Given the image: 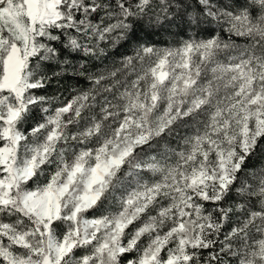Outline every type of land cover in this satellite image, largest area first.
Instances as JSON below:
<instances>
[{"label":"snow or ice","instance_id":"obj_1","mask_svg":"<svg viewBox=\"0 0 264 264\" xmlns=\"http://www.w3.org/2000/svg\"><path fill=\"white\" fill-rule=\"evenodd\" d=\"M0 264H264V0H0Z\"/></svg>","mask_w":264,"mask_h":264},{"label":"trees","instance_id":"obj_2","mask_svg":"<svg viewBox=\"0 0 264 264\" xmlns=\"http://www.w3.org/2000/svg\"><path fill=\"white\" fill-rule=\"evenodd\" d=\"M172 31L175 32V29H172ZM164 33L167 34L169 37H173L172 35H170V34L167 33V32H160L159 34L153 35L154 39L151 38V35L148 36L147 38L150 39L152 42L158 44V43H160V41L163 39L164 36H163L162 34H164ZM141 35L143 36L144 34L141 33ZM167 38H168V37H167Z\"/></svg>","mask_w":264,"mask_h":264},{"label":"rangeland","instance_id":"obj_3","mask_svg":"<svg viewBox=\"0 0 264 264\" xmlns=\"http://www.w3.org/2000/svg\"><path fill=\"white\" fill-rule=\"evenodd\" d=\"M164 37L163 39L160 41V43H158L157 45H160V46H165V45H168L170 43H173L176 39H178L177 37H169L167 34H162ZM168 37V38H167ZM151 38L154 39L153 35H151Z\"/></svg>","mask_w":264,"mask_h":264}]
</instances>
